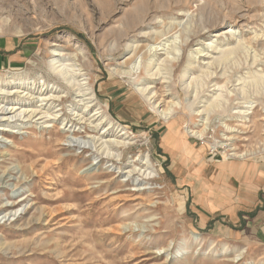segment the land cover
Instances as JSON below:
<instances>
[{"label":"rangeland","instance_id":"rangeland-1","mask_svg":"<svg viewBox=\"0 0 264 264\" xmlns=\"http://www.w3.org/2000/svg\"><path fill=\"white\" fill-rule=\"evenodd\" d=\"M0 89L46 117L0 122V264H264L207 206L264 164V0H0Z\"/></svg>","mask_w":264,"mask_h":264},{"label":"crops","instance_id":"crops-1","mask_svg":"<svg viewBox=\"0 0 264 264\" xmlns=\"http://www.w3.org/2000/svg\"><path fill=\"white\" fill-rule=\"evenodd\" d=\"M224 170L226 174L241 182L243 189L233 202L227 198L215 197L214 200L207 201V206L211 210L216 209L231 216L235 227L239 225L240 231L264 245V164L233 162L223 165L221 172Z\"/></svg>","mask_w":264,"mask_h":264},{"label":"bare ground","instance_id":"bare-ground-1","mask_svg":"<svg viewBox=\"0 0 264 264\" xmlns=\"http://www.w3.org/2000/svg\"><path fill=\"white\" fill-rule=\"evenodd\" d=\"M143 37L145 38V34L143 35ZM142 37V38H143ZM152 49V48H151ZM153 50V49H152ZM174 51V50H173ZM158 52V51H157ZM174 54L172 51H168L167 52V57H166V59L164 60L165 62H167V61H169L171 58H170V56H169V54ZM177 53V52H176ZM201 54H202V57H204L205 55H203V51L202 52H200ZM61 55V54H60ZM175 55V54H174ZM172 60H173V58H172ZM171 60V61H172ZM225 60V59H224ZM222 63V62H221ZM190 66H192L193 65V62L192 63H190L189 64ZM64 67V66H63ZM67 70V69H66ZM53 71H54V73L56 74L55 76H60V75H63V77L65 76L64 75V73H65V70L63 69V68H61V66H59V67H54L53 68ZM68 71V70H67ZM188 71H189V68H188V70H186L183 74H184V76H186L187 74H188ZM150 74H149V77H150V79H156L155 77L158 75V74H156V73H152V69H150L149 71H148ZM68 73V75H69V72H67ZM67 75V74H66ZM209 75H210V73H209ZM209 75H207V76H209ZM208 79V78H207ZM200 85H201V82H200ZM216 85V84H215ZM189 86V85H188ZM191 86V85H190ZM197 89V88H196ZM218 89H220V88H218ZM218 89H216V90H218ZM147 91H148V88H143V89H139L138 90V93L140 94V95H142L143 97H144V99L145 100H147L149 103L150 102H152V97H151V93H147ZM196 91V90H195ZM87 93V92H86ZM195 93V92H194ZM18 94H20V92L18 91H14V92H12V93H7V92H5L3 89H0V95L3 97V99H5V97L6 96H14V95H18ZM197 94V93H196ZM24 95V94H23ZM22 95V96H23ZM88 95H93V96H96V95H94L93 94V92L91 93V94H88ZM26 96V95H25ZM24 96V97H25ZM85 96V95H84ZM196 96V95H195ZM222 96V95H221ZM220 95H219V97H221ZM27 97H29V95L27 96ZM52 96H50L49 98H44L43 97V99L42 100H40V101H57V98H54V96H53V98H51ZM61 97V96H60ZM223 97V96H222ZM21 98H23V97H21ZM59 99V98H58ZM217 99V98H216ZM219 99V98H218ZM54 103V102H53ZM175 104H173V106H171V108L169 107V106H167L168 108L166 109V110H163V111H160V109H159V106L155 103V102H152L151 103V105H150V107H151V110L152 111H154L158 116H160V118H162V119H164L165 121H167V120H169V119H171V115H172V109L175 107L174 106ZM215 106V105H214ZM247 107V106H246ZM22 108L20 107V108H18V107H11V109L10 108H5V107H1V109H0V122L1 123H4V122H9L10 121V119H11V117H9L8 118V116L7 115H10V114H16L18 111H20L19 112V114H17L16 115V117L18 116V118L19 119H22V114L24 115V117H23V120L25 119V118H29V119H31V122H33L32 121V117L33 118H37L39 115H41L40 113L38 114V112L37 111H34V110H30V109H24V110H21ZM199 113V112H198ZM201 113V112H200ZM204 113V114H203ZM249 113V112H248ZM100 113H97L96 115H94V116H97V115H99ZM209 114H211L210 113V110L208 109V110H203V112H202V115H206V116H208ZM201 115V114H200ZM250 115V114H249ZM47 116H49V115H47ZM40 117V116H39ZM49 117H51V116H49ZM14 118V117H13ZM13 118H12V120H13ZM18 118H17V120H18ZM174 118V117H173ZM44 119H46V117H43V115L38 119L39 121L40 120H44ZM54 118H50V120L52 121ZM27 120V119H26ZM208 120V119H207ZM15 121V120H14ZM19 121V120H18ZM20 121H22V120H20ZM25 121V120H24ZM26 122H28V121H26ZM113 122V121H112ZM171 123H169L168 125H169V129L170 130H173V126L172 125H170ZM3 126V125H2ZM110 126V125H109ZM49 127V126H48ZM175 127V126H174ZM112 128H113V126H112ZM95 130H97L96 128H95ZM180 130V129H179ZM0 131H8L7 129H6V127H4L3 126V128H1L0 129ZM204 131V130H203ZM234 131V130H233ZM189 132V131H188ZM122 133V136H124V135H126L127 134V132H126V130L125 129H123V131L121 132ZM173 133V132H172ZM194 132H190V134H192V135H196V134H193ZM230 133H232V132H230ZM176 134V133H175ZM180 134V133H179ZM199 135V134H198ZM178 136V135H177ZM180 136V135H179ZM200 136H203V135H200ZM168 138H169V143L171 144V145H173L172 143H173V137L171 136V132H170V135L168 136ZM127 139V138H126ZM177 139V138H176ZM180 139V138H179ZM176 142V141H175ZM74 143H76L74 146H81L80 145V143H77V142H74ZM109 143V151H107V149L106 150H103L104 152L103 153H101L100 151H101V149H99V147H97V145L95 144V152L96 153H100V156H102V159L101 160H103V159H108V160H111V161H113V162H116V163H118L119 161H118V159L116 158L117 157V155H114L113 153H112V151L111 150H114V151H122V150H125V149H127L128 147V145H130V144H127L126 142H120V141H110V142H108ZM175 145V146H174ZM173 146L174 147H177L178 146V143H176V144H174ZM90 149L92 150V149H94L92 146L90 147ZM233 151H235V149L233 150ZM246 156V155H245ZM244 157V155L243 156H241V155H239V156H237L236 155V158L237 159H241V158H243ZM115 158L117 159V160H115ZM248 158V157H247ZM121 160H122V158H120ZM232 163H233V161H232ZM142 164L144 165V166H146L147 167V169H153V167H152V158L150 157V155L149 156H147V159L146 160H144L143 162H142ZM140 173H141V170L139 171ZM144 175H146L147 176V170H145L144 172ZM150 173V172H149ZM148 173V174H149ZM142 175V174H141ZM149 175H151V174H149ZM152 176V175H151ZM148 177H150V176H148ZM153 177H155V176H153ZM152 178V177H151ZM150 179V178H149ZM154 179V178H153ZM145 180H147V178L145 179ZM5 207H8V206H5Z\"/></svg>","mask_w":264,"mask_h":264}]
</instances>
